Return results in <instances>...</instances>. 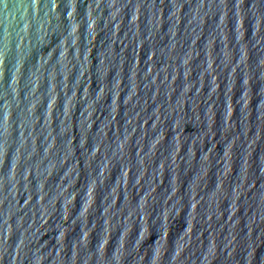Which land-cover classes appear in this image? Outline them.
<instances>
[{"label": "water", "instance_id": "water-1", "mask_svg": "<svg viewBox=\"0 0 264 264\" xmlns=\"http://www.w3.org/2000/svg\"><path fill=\"white\" fill-rule=\"evenodd\" d=\"M0 264H264V0H0Z\"/></svg>", "mask_w": 264, "mask_h": 264}]
</instances>
